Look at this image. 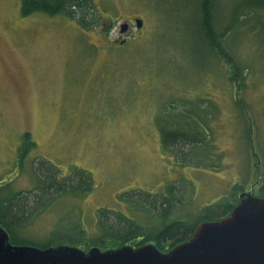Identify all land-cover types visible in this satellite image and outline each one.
<instances>
[{
  "label": "rangeland",
  "instance_id": "374dc122",
  "mask_svg": "<svg viewBox=\"0 0 264 264\" xmlns=\"http://www.w3.org/2000/svg\"><path fill=\"white\" fill-rule=\"evenodd\" d=\"M237 1L213 0L217 31L232 25ZM94 4L100 26L86 30L62 15L23 16L21 0H0V196L35 190L37 167L48 165L62 177L83 170L93 182L80 197L46 199L18 229L20 239L42 245L77 226L94 237L100 209L145 227L162 223L127 194L157 198L171 184L180 193L170 220L191 224L212 205L256 193L264 175V39L252 22L243 19L225 39L245 77L237 92L201 34L202 0ZM160 127L203 142L184 150L185 162L162 148ZM26 133L36 145L21 159Z\"/></svg>",
  "mask_w": 264,
  "mask_h": 264
},
{
  "label": "trees",
  "instance_id": "16d2710c",
  "mask_svg": "<svg viewBox=\"0 0 264 264\" xmlns=\"http://www.w3.org/2000/svg\"><path fill=\"white\" fill-rule=\"evenodd\" d=\"M200 31L207 44L217 50L221 60L229 69V80L235 84L237 92L243 90L245 77L242 75V67L237 64L236 59L229 51L226 35L232 32L233 36L238 31L240 23L252 22L253 30H257L258 36L264 39V0H240L233 8L231 17L232 25L224 31H217V23L212 14L213 0H202ZM42 12L49 16H65L75 21L78 26L89 30L100 26V16L94 4V0H21V14L29 16L33 13ZM244 21L242 22V20ZM113 26L110 25V27ZM109 26L108 29H111ZM106 29V28H104ZM107 30V29H106ZM255 32V31H254ZM109 35V34H108ZM235 38V36H234ZM231 54V55H230ZM246 75V74H245ZM241 100V99H240ZM240 100L238 102H240ZM162 148L174 154L176 157L182 155L183 161L187 162L190 154L186 148L195 147L202 143L199 136L191 137L180 129L160 127ZM21 159L26 157L27 151L33 149L36 144L31 140L29 133L23 137ZM251 144V148H252ZM37 171V188L29 193L12 192L5 197L0 196V224L9 232L10 241L15 245H32L39 248H48L63 245L65 242L84 250L97 246L103 250L117 248L124 245L141 247L148 243L155 244L161 251H168L177 245L190 240L198 225L204 221H217L228 217L237 205L235 199L232 202H219L206 209L207 215L196 223H187L182 220H170V215L177 205L180 191L171 184L165 190V195L154 198L148 194L138 193L133 199L130 195L129 201L135 204L140 200L141 205L159 214L166 221L159 222L153 226L145 227L136 222L135 219L127 217L123 213H117L110 209H100L97 212L96 236L89 237L84 229L80 227L71 228L69 233L56 232L51 237L58 240H50L49 243L37 245L20 239L19 228L27 224L25 219L34 215L35 212L47 207L44 201L53 197L71 193L73 196H82L92 190L93 182L89 174L80 169H75L70 177H62L60 171L53 165L39 167ZM260 166L257 168V171ZM36 171V170H35ZM40 173V174H39ZM262 173V172H261ZM258 189V195L264 197V175ZM138 198V199H137ZM127 200V199H126ZM168 218V219H167ZM170 220V222H169ZM151 227V228H150Z\"/></svg>",
  "mask_w": 264,
  "mask_h": 264
},
{
  "label": "water",
  "instance_id": "95a60500",
  "mask_svg": "<svg viewBox=\"0 0 264 264\" xmlns=\"http://www.w3.org/2000/svg\"><path fill=\"white\" fill-rule=\"evenodd\" d=\"M134 21L141 30L143 20ZM127 28L124 23L121 32ZM124 43L126 40L120 45ZM0 264H264V197L258 190L241 194L228 217L202 222L190 240L168 251L153 243L106 250L97 246L84 250L69 245H15L0 224Z\"/></svg>",
  "mask_w": 264,
  "mask_h": 264
},
{
  "label": "flooded vegetation",
  "instance_id": "af4514ba",
  "mask_svg": "<svg viewBox=\"0 0 264 264\" xmlns=\"http://www.w3.org/2000/svg\"><path fill=\"white\" fill-rule=\"evenodd\" d=\"M114 27V26H113Z\"/></svg>",
  "mask_w": 264,
  "mask_h": 264
}]
</instances>
